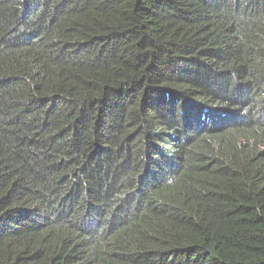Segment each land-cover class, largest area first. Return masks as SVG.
Segmentation results:
<instances>
[{"label":"trees","instance_id":"trees-1","mask_svg":"<svg viewBox=\"0 0 264 264\" xmlns=\"http://www.w3.org/2000/svg\"><path fill=\"white\" fill-rule=\"evenodd\" d=\"M0 264H264V0H0Z\"/></svg>","mask_w":264,"mask_h":264}]
</instances>
